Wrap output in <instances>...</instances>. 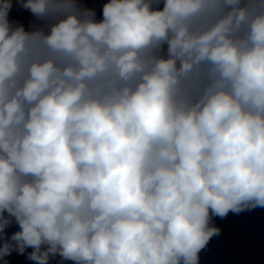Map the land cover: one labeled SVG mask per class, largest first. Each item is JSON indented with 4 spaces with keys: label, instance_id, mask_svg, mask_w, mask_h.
<instances>
[{
    "label": "clouds",
    "instance_id": "clouds-1",
    "mask_svg": "<svg viewBox=\"0 0 264 264\" xmlns=\"http://www.w3.org/2000/svg\"><path fill=\"white\" fill-rule=\"evenodd\" d=\"M258 209L264 0H0V264H201Z\"/></svg>",
    "mask_w": 264,
    "mask_h": 264
},
{
    "label": "water",
    "instance_id": "water-1",
    "mask_svg": "<svg viewBox=\"0 0 264 264\" xmlns=\"http://www.w3.org/2000/svg\"><path fill=\"white\" fill-rule=\"evenodd\" d=\"M91 6L99 9V3ZM14 18L27 24L28 13L14 10ZM216 225L222 229L219 237H214L208 250L201 255V264H264V210L258 209L240 216L229 215L224 220L217 219ZM17 230L14 225L9 233ZM13 264H30L24 257L13 256Z\"/></svg>",
    "mask_w": 264,
    "mask_h": 264
}]
</instances>
